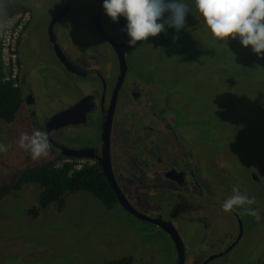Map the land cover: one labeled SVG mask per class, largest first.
Returning a JSON list of instances; mask_svg holds the SVG:
<instances>
[{"label":"rangeland","instance_id":"374dc122","mask_svg":"<svg viewBox=\"0 0 264 264\" xmlns=\"http://www.w3.org/2000/svg\"><path fill=\"white\" fill-rule=\"evenodd\" d=\"M41 1L27 2L34 6L38 3L39 6ZM95 2L96 0H80L79 5L86 10ZM186 2L190 8L186 27L179 31L166 27L165 31L156 36H149L146 41L138 42L132 52V59L139 74L143 73L147 81L170 84L173 91L170 101L178 105L177 111L187 113L193 119L207 116L210 124L207 127L213 132H219H214V137L207 133L199 136L200 128H189L191 145L187 147L170 134L160 132L158 135L156 131L149 129L157 136L162 158L178 163L182 157H187L189 163H194L198 181L206 187L209 197L205 198L219 202L225 198L219 186L225 188L226 185L234 186L238 183L235 172L247 167L248 163L250 168L255 166L264 170V164L260 166L256 161H248L252 155L260 157V151L264 149L261 144L264 143V57L252 52L251 46H242L238 39L229 38L228 43L218 41L195 8V0ZM34 11L36 18L38 11ZM105 17L103 15V19ZM114 22L110 18L111 27ZM93 34L85 30L83 42L97 39ZM45 35V30L38 26H34L30 34L34 38V45L37 40L44 41ZM97 44L95 46L101 45ZM39 71L40 76H36L35 86L44 83L51 89L49 95L44 93L47 99L61 105L63 101L57 97L59 92L64 95L79 92L78 96L83 92L81 80L72 75L67 77L65 74L64 77L62 70L44 67ZM53 78L62 84L59 92ZM65 99L67 100L66 96ZM49 107L54 109V106ZM24 112L23 109L19 110L13 122L0 123V143L8 147L6 152H0V190L11 184L24 169L38 165L50 155L48 151L46 156L33 160L30 153L19 146L22 132L42 130L41 125L44 124L41 117L26 115ZM181 116L179 120L186 121ZM199 127L204 128L202 125ZM222 130L227 134H222ZM141 131L138 123H126L125 129L117 127L114 131L113 154L116 168L119 161L128 158L129 143L136 137L141 140ZM54 135L58 137L63 133L59 131ZM217 143L222 145L216 146ZM225 155L230 158L229 163L241 161L244 166H240V170L227 168V172H224L221 161L225 159ZM117 171L119 185L126 192L135 191V186L120 178L122 173ZM202 173L209 175V179L203 180ZM262 178L264 182V177ZM39 193L40 188L35 184L23 185L4 196L0 193V264H109L125 256H139L140 264H152L151 255L159 261L155 264H175L173 241L163 229L152 228L151 231H154L151 234L145 233L143 224L138 220L123 214L118 208L109 209L89 192L68 193L62 210L53 202L46 208H39V214L34 216L29 210L34 206L39 207ZM205 198L192 208L184 205L183 209L173 213L172 218L176 220L183 236L187 233L184 232L187 228L195 227L191 225L192 222L202 219L213 222L218 216L228 217L223 209L212 203L208 204ZM152 205L160 207L156 202H152ZM197 209L203 213H196ZM220 224L217 219V223H212V226L222 227ZM263 226L257 219L249 225L239 243L240 249L250 247L254 236L257 237L256 244L262 242ZM193 243L195 245V239ZM185 264H190L189 260Z\"/></svg>","mask_w":264,"mask_h":264},{"label":"flooded vegetation","instance_id":"af4514ba","mask_svg":"<svg viewBox=\"0 0 264 264\" xmlns=\"http://www.w3.org/2000/svg\"><path fill=\"white\" fill-rule=\"evenodd\" d=\"M41 2L39 6H37L38 3L34 6L27 2L28 10L18 13L20 17L17 23H22V27L15 43L16 77L13 82L22 90L24 103L21 109L25 111L24 113L43 119L44 124L41 125V129L48 134L50 140V155L44 161L76 159L67 155H71L75 150H83L93 156L91 159L88 158L93 164L102 167L104 129L109 125L110 157L116 181L119 185L117 177V170H119L123 175L119 177L135 186L133 188L135 191L126 192L119 185L124 196L123 202L129 208H124L118 201L113 209L118 208L123 214L138 220L141 225L143 224L145 233L151 234L156 229L164 230L154 222L155 219L171 221L184 242L185 261L189 260L190 264H264V239L256 244L258 241L254 236L250 247L240 249L239 243L247 227L257 219L250 215L245 207L226 212L228 219L226 216H218L213 222L205 219L192 222L191 225L195 227L187 228L184 231L187 232L185 236L182 235L176 220L172 218L173 213L183 209L184 205L192 208L202 203V199L209 197L208 192L205 185L198 181L194 163H189L186 160L187 157H182L178 163L162 158V149L156 141L157 136L155 137L149 129H153L158 135L160 132L170 134L187 147L191 145L189 128H200L199 136L207 133L210 137H214V132H219L216 130L213 132L207 127L210 125L207 116H198L193 119L190 115L187 116V113L177 111L178 105L170 101L173 97L170 84H161L154 80L147 81L143 73L139 74L140 71L132 59V52L137 45L128 47L125 43L127 36L122 31L126 23L125 19L121 17L111 27L110 17L105 14L101 6L102 17L106 16L102 24L108 33L103 35L94 20L96 7L99 2L102 4L101 0H96L95 4L86 10L80 7V0H42ZM35 9L38 11L36 18ZM34 26L43 28L46 32L44 41L37 40L35 45L33 36H30ZM85 30L92 34L95 32L93 35L97 39L84 43ZM96 43L101 45L95 46ZM121 59H125L127 66L123 77ZM44 67L46 69L54 67L62 70L64 77L65 74L67 77L72 75L81 80L83 86L81 95L78 96L79 92L71 94L68 86L67 89L71 95L60 94L59 89L62 84L53 78L59 92L57 97L63 101V104L47 99L44 93L49 95L52 92L51 89L44 83L35 86V78L40 76L39 70ZM49 106H54V109ZM68 110L72 111L67 114ZM181 115L186 118V121L179 120ZM126 123L131 125L138 123L143 136L141 140H137L136 137L135 141L129 143L128 158L119 161L116 168L113 133L117 127L125 129ZM200 125L204 128L199 127ZM59 131L63 135L55 137L54 133ZM221 133L227 134L225 130ZM261 144L264 146V143ZM221 145L216 144V146ZM228 161L230 158L225 155V159L221 161L224 172H227V168L240 170L239 167L244 166V162L241 163V161L234 164ZM248 161H256L260 166L263 165L264 149L260 151V157L252 155ZM243 168L235 172L238 183L234 186L226 185L225 188L219 186V188L222 189L224 199L232 194L234 188L254 198L255 204L252 207L259 210L260 218L257 220L264 225L262 178L264 170L261 171L255 166L250 168L249 163ZM243 176L246 178L244 179ZM201 177L205 181L209 179V175L204 173ZM136 194H139L140 198ZM205 199L208 204L212 203L222 210L221 202L224 199L219 202L214 199V201ZM152 202L159 203L160 207H154ZM198 212L203 213L200 209L196 210V213ZM217 219L221 223L219 226L222 227L212 226V223H217ZM152 228H154L153 231H151ZM262 232L264 234V226ZM155 258L151 255L152 264L159 262ZM139 261V256L133 258V264H140ZM175 264H178L177 260Z\"/></svg>","mask_w":264,"mask_h":264},{"label":"clouds","instance_id":"9594fccd","mask_svg":"<svg viewBox=\"0 0 264 264\" xmlns=\"http://www.w3.org/2000/svg\"><path fill=\"white\" fill-rule=\"evenodd\" d=\"M102 7L113 21L125 19L122 31L127 36L128 47L156 36L166 27L177 31L185 28L190 12L186 0H102ZM195 8L218 41L228 43L229 38L238 39L242 46H251L252 52L264 57V0H195ZM19 146L37 160L48 154L49 136L39 129L22 132ZM7 150V145L0 143V152ZM254 204V198L234 188L221 202V208L231 212L245 207L250 215L259 219L260 212L252 207Z\"/></svg>","mask_w":264,"mask_h":264},{"label":"trees","instance_id":"16d2710c","mask_svg":"<svg viewBox=\"0 0 264 264\" xmlns=\"http://www.w3.org/2000/svg\"><path fill=\"white\" fill-rule=\"evenodd\" d=\"M27 1L0 0V29L18 13L28 10ZM3 49V40L0 36V123H9L15 121L24 98L21 88L13 81L5 79ZM76 161L77 159L50 160L28 167L11 184L1 188V196L18 190L26 184L38 185L39 207L34 206L29 210L34 216L39 214V208H46L53 202H56L59 210H62L65 205V195L77 192H89L109 209H113L118 204L117 196L102 168L93 163L76 168ZM109 264H133V257L125 256Z\"/></svg>","mask_w":264,"mask_h":264},{"label":"water","instance_id":"95a60500","mask_svg":"<svg viewBox=\"0 0 264 264\" xmlns=\"http://www.w3.org/2000/svg\"><path fill=\"white\" fill-rule=\"evenodd\" d=\"M102 1V0H101ZM101 2H99L98 6L96 7V12H95V24L98 26V30L104 35V33H107V31L104 29L103 27V17H102V9H101ZM108 34V33H107ZM121 66H122V77L126 71V61L125 59H121ZM74 110V109H72ZM72 110H68L66 113L68 114V112L72 111ZM66 115V114H65ZM78 123V122H77ZM110 138V127L109 125H107V127L104 129V157H103V161H101L102 164V171L104 173V175L106 176L107 180L109 181V183L111 184V187L113 188V190L115 191V194L117 196V199L119 201V203L126 209H128L129 207L126 206V204L123 202V193L120 190V187L116 181L114 172H113V167H112V162H111V157H110V143H109V138ZM69 157L72 158H76V159H88V158H92L93 156L87 154L86 152H84L83 150H75L72 151L71 155H67ZM154 222H156L159 226H161L162 228H164V230L168 233L169 237L171 238V240L174 243V249H175V254L177 256L176 260L178 264H185V260H186V254H185V245L184 242L182 241L177 228L172 224L171 221H160L155 219Z\"/></svg>","mask_w":264,"mask_h":264},{"label":"built area","instance_id":"2783aa9c","mask_svg":"<svg viewBox=\"0 0 264 264\" xmlns=\"http://www.w3.org/2000/svg\"><path fill=\"white\" fill-rule=\"evenodd\" d=\"M19 17L20 15L17 14L13 19L3 24L0 29V36L4 45L3 59L5 79L9 81H13L16 77L15 43L22 27V23H17ZM85 164H92V160L86 158L77 159L76 168H81Z\"/></svg>","mask_w":264,"mask_h":264}]
</instances>
